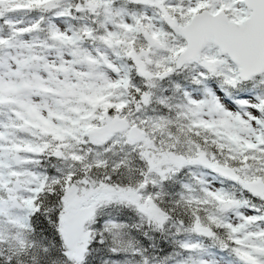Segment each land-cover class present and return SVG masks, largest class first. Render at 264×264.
<instances>
[{"label": "snow or ice", "instance_id": "1", "mask_svg": "<svg viewBox=\"0 0 264 264\" xmlns=\"http://www.w3.org/2000/svg\"><path fill=\"white\" fill-rule=\"evenodd\" d=\"M0 264H264V0H0Z\"/></svg>", "mask_w": 264, "mask_h": 264}]
</instances>
